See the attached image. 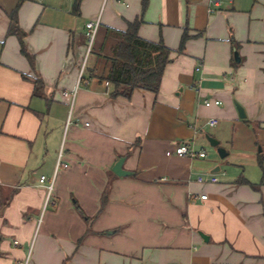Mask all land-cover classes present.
I'll return each mask as SVG.
<instances>
[{
	"label": "crops",
	"instance_id": "1",
	"mask_svg": "<svg viewBox=\"0 0 264 264\" xmlns=\"http://www.w3.org/2000/svg\"><path fill=\"white\" fill-rule=\"evenodd\" d=\"M61 1L19 7L32 68L0 0V264H264V28L236 0H149L137 35L171 61L157 93L113 98L85 25L125 31L141 0Z\"/></svg>",
	"mask_w": 264,
	"mask_h": 264
},
{
	"label": "trees",
	"instance_id": "2",
	"mask_svg": "<svg viewBox=\"0 0 264 264\" xmlns=\"http://www.w3.org/2000/svg\"><path fill=\"white\" fill-rule=\"evenodd\" d=\"M18 0L16 6L7 13L9 25L8 36H15L20 46V54L34 67V57L28 52L24 39L26 37L18 25V10L22 2ZM149 0L140 1V14L132 21L127 22L125 31H118L104 27L96 35L91 48V54L101 62L102 68L96 79L107 82L112 87L111 97L129 99L133 90L142 89L157 93L160 87L161 77L166 65L171 61L174 52L165 47L162 40L150 42L138 37L139 26L143 23V15ZM82 0H73L72 14H79ZM189 39L185 29L179 43L177 54L184 50L186 41ZM42 88L40 80L34 82V94ZM258 164L262 166V160L258 158ZM241 182V181H240ZM243 182V181H242ZM244 183H247L244 181ZM107 202V191L102 195L100 211Z\"/></svg>",
	"mask_w": 264,
	"mask_h": 264
},
{
	"label": "built area",
	"instance_id": "3",
	"mask_svg": "<svg viewBox=\"0 0 264 264\" xmlns=\"http://www.w3.org/2000/svg\"><path fill=\"white\" fill-rule=\"evenodd\" d=\"M212 1L215 4L218 3V0H212ZM98 28H99V20L86 23V25H85V29H86L85 36L87 38V53H89L91 48H92L95 36L97 34V31H98ZM105 84L108 85L107 82ZM65 95H67V94L65 93ZM210 104H211V102H208V101L205 102L206 106H209ZM213 104L219 105L220 102L214 101ZM217 123H218V121L216 119H210L207 124L210 127H215L217 125ZM173 153L179 157H183V156L189 157V158H196V157L205 158L206 157V154L204 151L195 152L194 150L190 149L186 144H180V145L176 146ZM170 154L171 153H167V155H170ZM67 167H68V165L62 161V153L60 152L58 159H57L56 170L59 168L66 169ZM45 181H46V178L44 176H42L40 178V182L44 183ZM196 181L198 183H205L206 182V183L214 184V183H217V178L215 175H209V177L207 179L203 178V176H198L196 178ZM47 189L50 191L51 185H48ZM201 199H206V196L205 195L201 196ZM14 244L17 245V242H14ZM27 261H28V257L25 260V262H23V264H27ZM16 264H22V263L17 262Z\"/></svg>",
	"mask_w": 264,
	"mask_h": 264
},
{
	"label": "rangeland",
	"instance_id": "4",
	"mask_svg": "<svg viewBox=\"0 0 264 264\" xmlns=\"http://www.w3.org/2000/svg\"><path fill=\"white\" fill-rule=\"evenodd\" d=\"M62 1L64 3L66 0ZM236 3L240 7L241 11H246L249 15H251V33L262 37V29L264 28V0H236ZM103 8L101 11H103ZM258 150L259 146H257V151Z\"/></svg>",
	"mask_w": 264,
	"mask_h": 264
},
{
	"label": "water",
	"instance_id": "5",
	"mask_svg": "<svg viewBox=\"0 0 264 264\" xmlns=\"http://www.w3.org/2000/svg\"><path fill=\"white\" fill-rule=\"evenodd\" d=\"M237 109H238L239 116L241 118H243L244 117V114H243L242 110L238 106H237ZM208 141H209V143H210V145L212 147H216L217 146V142L216 141H214V140L213 141L212 140H208ZM216 153L218 154V156H219L220 159H223L226 156V152L224 151L223 148L217 147L216 148ZM123 162H124V158H120L115 163V165L113 166L112 172L115 175H117V176H127V175H129L128 172H125L124 170H122V164H123Z\"/></svg>",
	"mask_w": 264,
	"mask_h": 264
}]
</instances>
